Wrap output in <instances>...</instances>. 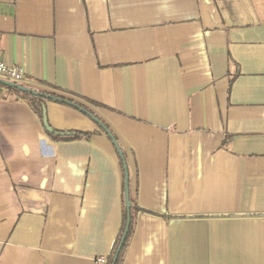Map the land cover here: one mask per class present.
Returning <instances> with one entry per match:
<instances>
[{
	"label": "crops",
	"instance_id": "1",
	"mask_svg": "<svg viewBox=\"0 0 264 264\" xmlns=\"http://www.w3.org/2000/svg\"><path fill=\"white\" fill-rule=\"evenodd\" d=\"M0 57L104 122L139 213L122 264H264V0H0ZM22 84V85H23ZM57 140L0 87V264H97L122 169L84 113Z\"/></svg>",
	"mask_w": 264,
	"mask_h": 264
},
{
	"label": "trees",
	"instance_id": "2",
	"mask_svg": "<svg viewBox=\"0 0 264 264\" xmlns=\"http://www.w3.org/2000/svg\"><path fill=\"white\" fill-rule=\"evenodd\" d=\"M22 86H24V87H26L28 89H31V90H33L35 92L44 94V95H49V96H52L54 98H58V99L69 101L71 103H74V104L80 106L84 110L90 112V110L86 106H84L83 104L75 102L72 99L61 95L60 93H58V91L56 89H54L53 87H50L48 85L39 84L40 88H34L31 85H29V84H23ZM0 87L8 89L15 96H17L19 99L24 100L31 107V109L38 116L39 120L42 123V105L45 106V103L50 101V100L44 99L42 97L34 96V95H31V94H27V93H22L20 91H17L15 89H12V88H9V87H4L2 85H0ZM102 123L108 128V126L104 122H102ZM55 132H58V131H55ZM48 135L53 137V138H55V139H57V140H73V139H79V138H88L91 135V133H79V132H76V133H73V134H70V135H65L64 133H61V134H48ZM113 137L117 141V139H116V137L114 135H113ZM123 155H124V158H125V161H126L125 154L123 153ZM126 164H127V162H126ZM127 168H128V166H127ZM121 169H122V175H123L122 163H121ZM121 199H122L121 223H120V227H119V230L117 232L116 238H115V240L113 242L111 252H110V254L107 257V260H106L105 264H111L112 263L113 256L115 254V251L117 249L120 237H121L122 232H123L124 227H125L126 212H125L124 196H123V181H122ZM129 200H130V226H129V230H128V233H127V237H126L125 242H124V244H123V246H122V248L120 250V253H119L118 257H117V261H116L115 264H122L123 263L126 251L128 249L131 237H132L133 232H134L135 220H136L138 214L139 213H151V214H154L152 212H149V211L139 207L137 202H136V199L131 197V195H129Z\"/></svg>",
	"mask_w": 264,
	"mask_h": 264
},
{
	"label": "water",
	"instance_id": "3",
	"mask_svg": "<svg viewBox=\"0 0 264 264\" xmlns=\"http://www.w3.org/2000/svg\"><path fill=\"white\" fill-rule=\"evenodd\" d=\"M0 85L4 86V87H9L12 89H15L17 91H20L22 93H27V94H31L34 96H38V97H42L44 99L50 100V101H54V102H58V103H62L65 105H69L71 107H74L75 109L81 111L82 113H84L89 119H91L95 124H97V126L105 133V135L108 137V139L110 140V142L112 143L114 149L116 150L120 161L122 163L123 166V196H124V205H125V212H126V222H125V227L124 230L122 232V235L120 237L117 249L115 251V254L113 256L112 259V263L111 264H115L117 261V257L120 253V250L125 242V239L127 237V233L129 230V226H130V200H129V195H130V191H129V172H128V168H127V164L123 155V152L118 144V142L114 139L112 133L109 131V129L92 113L84 110L83 108H81L80 106L71 103L69 101L66 100H62V99H58V98H54L52 96L49 95H44L38 92H35L31 89H28L22 85H18V84H14L11 83L9 81H5L0 79ZM42 125L44 130L48 133V134H61L59 132H55L53 129H51V127L48 125L47 123V119H46V112H45V106L42 105ZM65 134H69V133H65Z\"/></svg>",
	"mask_w": 264,
	"mask_h": 264
},
{
	"label": "built area",
	"instance_id": "4",
	"mask_svg": "<svg viewBox=\"0 0 264 264\" xmlns=\"http://www.w3.org/2000/svg\"><path fill=\"white\" fill-rule=\"evenodd\" d=\"M0 79L22 85L25 82V75L19 66L8 64L0 57ZM105 262L104 257L96 259L97 264H105Z\"/></svg>",
	"mask_w": 264,
	"mask_h": 264
}]
</instances>
